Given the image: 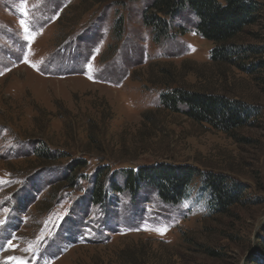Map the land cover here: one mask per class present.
I'll list each match as a JSON object with an SVG mask.
<instances>
[{"label": "rangeland", "instance_id": "374dc122", "mask_svg": "<svg viewBox=\"0 0 264 264\" xmlns=\"http://www.w3.org/2000/svg\"><path fill=\"white\" fill-rule=\"evenodd\" d=\"M150 2L0 0V264H264V66L211 61L189 8L178 15L186 34L155 41L142 19ZM237 41L264 61V12ZM174 87L257 111L227 135L166 109L160 95ZM42 146L54 160H39ZM79 159L76 186L63 185ZM159 162L224 173L243 184L242 202L213 214L202 174L176 204L150 185L89 202L98 167L123 184L122 169Z\"/></svg>", "mask_w": 264, "mask_h": 264}, {"label": "trees", "instance_id": "16d2710c", "mask_svg": "<svg viewBox=\"0 0 264 264\" xmlns=\"http://www.w3.org/2000/svg\"><path fill=\"white\" fill-rule=\"evenodd\" d=\"M185 8H189L197 18L192 29L214 43L211 61L236 66L248 74L264 66V61L259 58L261 47L237 41L247 27L256 25L262 19L264 10L259 0H151L143 11L142 19L146 26L152 28L155 41L187 33V27L178 24V15ZM160 101L168 110L183 112L197 123L208 124L232 136L250 125L257 111L240 99L184 87H174L161 93ZM36 155L44 162L55 159L54 154L43 146L37 149ZM86 164L85 159L76 161L73 172L60 182L75 187L77 170ZM122 171L125 180L120 184L110 165L96 169L88 189V200L92 205H106L110 193L129 191L135 195L144 185L152 186L163 201L176 204L188 195L190 183L198 174H202L203 189L210 193L213 214H228L243 198L244 186L241 182L221 172H201L190 164L159 162ZM261 245V261H264V243Z\"/></svg>", "mask_w": 264, "mask_h": 264}, {"label": "snow or ice", "instance_id": "6c2138e0", "mask_svg": "<svg viewBox=\"0 0 264 264\" xmlns=\"http://www.w3.org/2000/svg\"><path fill=\"white\" fill-rule=\"evenodd\" d=\"M21 12H22V15L23 16H27L28 15L27 6L26 5L22 6ZM20 23H21V26L24 28V31L26 33H28L30 31V28L27 26V22L24 19H21ZM31 39H34V37H31ZM24 62H29V61H27V59H25ZM32 66L35 67V65H32ZM2 74L3 73L0 72V75H2ZM89 78H91V77H89ZM0 223H3V221H0ZM137 230H139V229H137ZM145 230H150V229L145 228ZM151 230L158 231L161 235H163L167 231V226L165 225V226H163L161 228H156V229H151ZM8 245H9V247H15V245L12 244V241L11 240L8 241ZM9 260L16 261V264H24L23 261L17 260V258H15V257H9Z\"/></svg>", "mask_w": 264, "mask_h": 264}]
</instances>
